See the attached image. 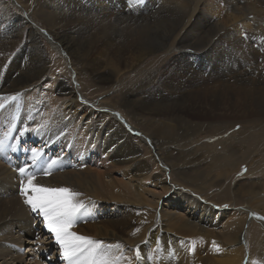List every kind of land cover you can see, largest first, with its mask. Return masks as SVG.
I'll list each match as a JSON object with an SVG mask.
<instances>
[{
  "label": "bare ground",
  "instance_id": "bare-ground-1",
  "mask_svg": "<svg viewBox=\"0 0 264 264\" xmlns=\"http://www.w3.org/2000/svg\"><path fill=\"white\" fill-rule=\"evenodd\" d=\"M20 2L26 18L0 0V264H67L24 203L30 174L80 194L71 231L116 264H264V1ZM138 108L196 120L156 129Z\"/></svg>",
  "mask_w": 264,
  "mask_h": 264
},
{
  "label": "snow or ice",
  "instance_id": "snow-or-ice-1",
  "mask_svg": "<svg viewBox=\"0 0 264 264\" xmlns=\"http://www.w3.org/2000/svg\"><path fill=\"white\" fill-rule=\"evenodd\" d=\"M2 107L3 105H0V108ZM117 115L119 114L117 113ZM9 131L11 132V129ZM26 131L27 129L21 131L20 137ZM4 135L7 137L8 133ZM7 146L14 151L17 147L15 144ZM5 147V140L0 139V152H3ZM29 151L31 152V162L35 165L38 151L35 148ZM59 159L57 157L56 160H52L48 169L56 164ZM28 169L29 166L26 163L18 168V172L23 175L28 172ZM41 171L46 176L50 174L47 169H41ZM35 179V175L30 174L26 183L21 181L20 193L25 197L24 203L30 207L34 214H38L42 218L47 230L54 235L55 241L60 247L61 256L67 261V264H116L109 258L103 242L94 241L91 237L78 235L71 231L73 224L86 211L84 203L75 199L80 194L67 187H46L36 183ZM253 215L257 214L253 213ZM258 218L264 220V216H258ZM111 247L113 246H107V248ZM115 247L119 248L120 245L117 244ZM129 264H131V260H129Z\"/></svg>",
  "mask_w": 264,
  "mask_h": 264
},
{
  "label": "rangeland",
  "instance_id": "rangeland-1",
  "mask_svg": "<svg viewBox=\"0 0 264 264\" xmlns=\"http://www.w3.org/2000/svg\"><path fill=\"white\" fill-rule=\"evenodd\" d=\"M215 1V3H216V5H218L219 4V6L222 4V5H225V3L227 4V2H226V0H214ZM264 1V0H263ZM9 2H10V5H11V7L15 10V12L18 14V15H22V16H24L25 18H26V13L23 11V9L22 8H24V6H21L20 4H22L21 2H20V0H9ZM225 2V3H224ZM228 3H230V2H228ZM226 6H228V5H226ZM259 6H261V7H263L261 10L262 11H264V3L262 2H260V4H259ZM223 8V7H222ZM31 11V10H30ZM34 18V20H36L38 23H40V21L36 18V17H33ZM260 18H261V20H263L264 21V13H261L260 14ZM30 25H32V26H34L31 22H28ZM264 25V24H263ZM44 28H46L48 31H50L47 27H45V26H43ZM261 34V33H260ZM260 37H261V35H259ZM25 38H26V34H23L22 35V39H23V42H21L13 51H17L18 49H20L21 48V45L25 42ZM47 39H48V37H47ZM47 43V42H46ZM52 50V49H51ZM53 51V50H52ZM48 52H50L49 50H48ZM53 53H54V51H53ZM5 54H8V52L7 53H3V54H1L0 55V59H1V56L2 55H4V56H6ZM12 54H16L15 52H12L10 55H12ZM167 57V56H166ZM170 58H171V56H168L167 57V59H164V61H163V63H165V64H163L164 65V68H165V66L167 65V63H169L170 61ZM167 60V61H166ZM52 63H54V61L52 62ZM129 76L130 78H131V80H135L134 78H136V76H135V73H133V72H130V73H128V74H124L123 75V77H125V76ZM133 76V77H132ZM122 78V77H121ZM65 80L69 83V80H70V82L73 84V74H71V76H70V79H69V77H66L65 78ZM125 80V79H124ZM126 82H127V85H128V87H130L131 85H132V83L130 84V81H128V80H126ZM241 84H244V83H242V82H240ZM110 89H112V87L110 88ZM112 90H116L115 88H113ZM92 91H94V89L92 90ZM165 93H166V91H165ZM168 93V92H167ZM95 94L97 95L98 93L96 92V93H94V95L93 96H95ZM89 96V99L91 100V102H96V98H94V97H92L91 95H88ZM125 96V95H124ZM112 98H114V100L116 101V102H118V101H120V100H122L123 99V95L120 93V92H116L115 91V93H113V95H112ZM118 98V99H117ZM87 105H90V104H87ZM97 105V104H96ZM92 107V106H91ZM93 109H96L95 108V106L94 107H92ZM116 109H118V110H121L119 107H115ZM122 111V110H121ZM83 113V112H82ZM82 113H81V115H82ZM135 115H136V117L138 118V120L139 121H145L147 118L149 119V120H151V121H149V124L151 125V127H155L156 129H158V127L160 128V125L158 124V122H157V118H159L160 120H158V121H167V122H170V123H172V124H174V123H176V120L174 119V118H176V117H179V118H184V119H187V120H196L195 118H191L193 115L191 114V113H189V114H187V113H185V112H182V111H180V110H178V112H171V113H168V114H164V115H160V116H153V115H150V114H148L147 113V110H144V109H136L135 110V113H134ZM156 119V120H155ZM163 119H165V120H163ZM97 121H102V120H98V119H96ZM132 122L133 123H135L134 122V120H132ZM139 125V124H138ZM134 126V125H133ZM140 127L142 128L143 126L142 125H140ZM96 130H98L97 128H96ZM204 135V134H203ZM202 135V136H203ZM204 137V136H203ZM202 140V139H201ZM263 140H264V138H263ZM175 145H176V147H178L177 146V142H175ZM188 147H191L190 145L188 146ZM187 147V148H188ZM192 148V147H191ZM155 151V150H154ZM176 151H178V150H176ZM260 155V154H259ZM248 165H246L245 166V168H243V170H247L248 169ZM254 177H257V176H259V173H255L254 175H253ZM246 182H248V181H246ZM247 186V185H246ZM210 191L209 192H211V194L212 195H214L212 192H216V190H218L217 188H214L213 190L210 188L209 189ZM220 200H225V199H220ZM221 202H223V203H220V204H218L217 203V205L219 206V207H221L222 209H225V208H227V207H230V208H234V210L236 209V210H239V209H241L243 206H245V205H237V206H232L231 204H228V203H225L224 201H221ZM233 202H235V201H233ZM225 206H227V207H225ZM235 207H238V208H235ZM253 213H254V211H253ZM253 213H251V214H253ZM84 222V220L82 219V222H80V223H83ZM249 254H250V251H249V245L247 246L246 245V255L247 256H249ZM51 258V257H50ZM246 259H244V264L246 263V261H245ZM243 264V263H242Z\"/></svg>",
  "mask_w": 264,
  "mask_h": 264
}]
</instances>
